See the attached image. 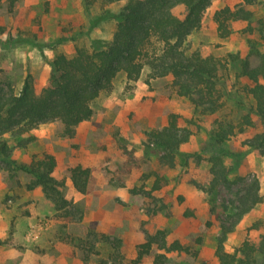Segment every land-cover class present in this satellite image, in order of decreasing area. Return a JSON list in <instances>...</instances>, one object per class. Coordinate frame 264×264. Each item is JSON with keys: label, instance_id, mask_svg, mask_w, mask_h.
I'll use <instances>...</instances> for the list:
<instances>
[{"label": "rangeland", "instance_id": "1", "mask_svg": "<svg viewBox=\"0 0 264 264\" xmlns=\"http://www.w3.org/2000/svg\"><path fill=\"white\" fill-rule=\"evenodd\" d=\"M124 3L85 8L82 0H0V84H10L18 94L30 74L36 94L47 85L48 63L56 53L70 57L76 46L89 47L94 39L110 40L114 20L106 18L91 27L104 10L117 13ZM238 13L227 22L229 35L219 36L215 11ZM182 17L184 8L172 10ZM189 51L222 60L219 72L222 106L196 107L188 97L176 95L170 77L145 82L144 74L130 86L118 74L109 93L93 103L90 120L79 124L69 138L59 122L41 125L26 135L8 140L10 160L29 163L44 154L54 157V179L62 183V197L71 207L56 212L33 178L0 167V264H123L136 257L137 246L148 235L162 232L166 243L178 241L191 254L159 250L139 264H154L163 255L166 264H218L215 249L233 252L244 240L257 245L264 235V156L246 145L264 131V123L250 114L252 126L217 143L210 134L219 123L236 125L253 102L242 88L252 82L242 76V64L264 70V0L245 5L243 0H212L200 28L186 41ZM259 81L263 83L262 77ZM231 96L228 100L227 95ZM225 94V95H224ZM239 99L243 109H238ZM211 110V111H210ZM188 135L174 165L160 164L144 151L145 133L168 125L169 116ZM4 138H11L5 135ZM227 152L228 154H225ZM219 157L229 172L219 183L213 205L208 204L210 158ZM90 170L85 194L77 193L69 169ZM160 179L159 189H152ZM144 193H133L132 190ZM253 200L255 203H253ZM70 210L65 217L63 212ZM5 234V235H4ZM4 261V262H2ZM256 264H264L257 259Z\"/></svg>", "mask_w": 264, "mask_h": 264}, {"label": "trees", "instance_id": "2", "mask_svg": "<svg viewBox=\"0 0 264 264\" xmlns=\"http://www.w3.org/2000/svg\"><path fill=\"white\" fill-rule=\"evenodd\" d=\"M16 1L9 0V6L12 7ZM82 1L86 9L95 4L107 6L124 3L115 14L104 10L91 24L93 27L101 20L113 19L115 24L111 39H94L89 47L76 46L70 57L56 53L48 63L50 72L47 85L38 94L34 92L30 74L25 76L18 94H13L10 84H0V167L5 164L10 173L22 172L30 175L33 181L29 188L40 186L56 212L68 206L73 210L77 208L62 197V183L52 176L56 167L54 157L44 154L40 158H33L28 164L15 163L10 160L8 140L55 121L61 124L63 134L72 138L76 127L92 117L93 103L111 91L118 74L124 75L129 86L140 80L144 74L145 82L170 77L176 95L188 97L196 107L207 105L213 111L223 105L220 102L223 94L218 88L219 72L225 67L222 60L214 56L202 57L198 51H189L186 47L187 38L200 28L203 15L212 0ZM258 1L260 0H243L245 5ZM177 5L184 8L182 17H177L172 12ZM238 16V13H232L228 8L213 13L212 18L221 38L229 35L227 22ZM240 74L252 82L251 86L246 85L242 90L251 97L253 105L240 117L236 125L219 123L218 129L210 134L219 144L234 135V127L238 133L251 127L250 114L264 123V70L261 67L249 68L244 62ZM260 76L263 83L259 81ZM230 97L228 93L226 100ZM235 104L240 110L244 108L239 99L235 100ZM8 134L11 138H4ZM145 136L147 140L144 151L154 154L160 164L173 166L175 157L182 161L186 158V155L179 152V147L187 142L188 135L177 127L176 116L170 115L167 126L146 132ZM246 145L264 156V131L253 135ZM210 163L212 179L207 194L208 204L211 206L215 201L217 187L219 183L226 181L229 170L224 167L219 157H211ZM68 172L73 189L79 194H85L90 170L78 165ZM159 186L160 179H156L152 189H159ZM132 192L144 193L142 189H134ZM71 213L73 212L68 210L63 215L68 217ZM223 239L221 237L218 240L214 252L218 264H256L258 258L264 263V235L260 237L257 245L246 239L231 253L224 250ZM157 241H161L159 250L165 253L193 255L189 248L178 241L168 245L163 233L159 231L155 236L148 235L137 246L136 257L128 264H139L144 257L150 256L151 248ZM8 244L9 238L0 239V246ZM163 258V255H156L152 261L154 264H166ZM122 261L123 258H120L118 264H123ZM108 263L107 260H99L97 264Z\"/></svg>", "mask_w": 264, "mask_h": 264}, {"label": "crops", "instance_id": "3", "mask_svg": "<svg viewBox=\"0 0 264 264\" xmlns=\"http://www.w3.org/2000/svg\"><path fill=\"white\" fill-rule=\"evenodd\" d=\"M2 234H0V236H1ZM5 235V234H4ZM2 262H4V261H2Z\"/></svg>", "mask_w": 264, "mask_h": 264}]
</instances>
